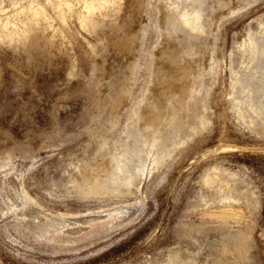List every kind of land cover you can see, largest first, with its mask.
<instances>
[{
  "label": "rangeland",
  "instance_id": "rangeland-1",
  "mask_svg": "<svg viewBox=\"0 0 264 264\" xmlns=\"http://www.w3.org/2000/svg\"><path fill=\"white\" fill-rule=\"evenodd\" d=\"M153 1L161 15L164 1ZM231 1L205 14V36L196 39L197 55L210 54L218 35L219 77L205 82L214 112L208 127L164 166L155 164L157 150L147 148L145 174L131 192L85 197L73 192L69 176L91 160L117 116L125 127L132 100L125 89L143 43L126 53L113 47L128 25L143 27L147 12L139 23L125 15L131 0H0V264H264V135L237 119L228 94L237 84L231 66L239 77L244 62L234 41L249 27L259 29L264 0ZM166 2L179 12L192 7ZM112 14L116 29L107 22ZM153 19L143 37L147 48L159 36ZM200 62L194 72L177 75L174 89L170 83L160 89V105L171 94L186 100L190 74L210 64L209 58ZM140 72L135 97L147 75L144 63ZM112 76H118L115 85L108 84ZM182 109L177 130L164 116L155 126L186 137L194 116ZM231 207L244 215L239 224L211 219ZM215 240L220 246L211 248ZM240 245L246 258H238Z\"/></svg>",
  "mask_w": 264,
  "mask_h": 264
},
{
  "label": "bare ground",
  "instance_id": "bare-ground-1",
  "mask_svg": "<svg viewBox=\"0 0 264 264\" xmlns=\"http://www.w3.org/2000/svg\"><path fill=\"white\" fill-rule=\"evenodd\" d=\"M161 1H164L163 3H165V5L163 7L166 8H164L165 11H163L161 15V6L158 5L160 2L156 4L153 0H131V10L125 14L129 19L131 18L132 20L138 21L139 19L141 20L140 14L143 10L147 12L148 16V20L146 19V23L144 25L142 24L143 27L141 28L140 25L139 27L136 26V28L135 26L128 25L125 32H122L123 35L118 38V41L114 43L113 47L118 52L126 53L138 46L139 39H141V43H143V46H141L140 49L138 48L141 55L137 59V63L134 67L135 69L133 70V84L127 90L125 89V93L128 95L129 99L132 98L131 103H128L126 107L127 121L124 127L122 122H120L119 116H117V118L115 117L116 119L113 121V125H111L114 130L111 134L108 133L109 135L106 133L107 136H103L102 139L101 136H99L100 141H98V146L95 147V153H92L91 160L76 166V176L70 174L68 183L71 184L73 192L75 189L79 196L95 197L131 192L133 183L145 174L148 155H150L148 154L147 148H149V151L152 149L157 150L158 155L155 159V164L157 166H164L166 157H170L171 154L173 155L180 146L186 144L196 133L203 132L204 129L208 127L207 123L211 120V115L214 113L212 106L208 104L212 86L206 87L205 82L210 79L216 81L219 77L218 68L221 64H219L220 59L217 55L216 48L218 35L215 34L214 41H211V47L209 48L210 54L200 53V55H197L200 49H197L198 42L196 39L201 37L202 33H204L205 36V27L207 26L204 22L205 19H203L205 14L211 16L215 7L225 6L231 0H212L211 3H208V0H178L179 2L186 1L192 4L191 9H185L182 12L177 10V6L168 4L166 0ZM177 5L179 6L178 2ZM210 16H208V18ZM152 18H154L153 24L159 31V36L154 48H147L143 37L146 35ZM100 22L98 24V29L102 33V23L100 24ZM107 22H112L110 23L111 26L114 25V23L117 22V15H109ZM257 22L259 29L254 30L252 27H249L246 29L247 31L241 40L235 39L234 41L235 48L239 53L238 55L244 62L243 68L238 72V75L240 74L239 77L234 76L236 75V71L234 67L231 66L230 79L234 80L239 85L240 89H236L237 87L235 88V86L237 84L235 86L233 84L231 85L233 91L228 92V94L231 95L232 108L237 119L247 124L256 134L264 135V16L259 18ZM114 26H116V29L117 25L115 24ZM180 33H183V35ZM144 54L147 55L145 56L146 58L143 57ZM203 58H209L210 64L208 67L203 65V67L198 70L197 74H190L191 77L192 75L193 77L188 84L189 89L186 94H184V99L186 100H180L182 96L178 97L175 93L174 96H176V98L173 97V94H171V96L168 94L169 97L166 99L167 104L160 105L159 97L162 95L160 89H163L165 84H172L175 82V79H178V74L184 75L186 73L187 75V73L194 72L193 70L196 68H194V66L198 62L201 64L200 61L201 59L203 60ZM144 59H146V61L143 62ZM143 63L147 75L144 77L139 95L135 97L134 88L136 87L137 81L141 78L140 71L143 68ZM231 63L232 59L230 60V64ZM208 77H210V79ZM117 78L118 76H112V78L108 80V84L115 85L118 81ZM209 85H211V83H209ZM114 99V93L111 92L109 100L112 102ZM176 103H179V105ZM184 107L189 111L191 110L190 113L194 116L193 121L188 124L190 131H188L186 137L178 136L177 133L180 130L178 132L171 131L165 134L162 133L166 130L165 126V130L163 131H161L158 126H155L156 119L158 120V117L161 118L164 116V124L169 125L171 129L174 130L176 127H181V121H179V123L178 119L181 117L180 112L183 111L182 108ZM190 117L191 118H188V120L193 118L192 116ZM141 121L147 123L148 125L146 126H148V128L152 127L151 133H146L147 131L145 132L142 130L139 126ZM122 133L125 135L122 136ZM130 138L133 140H129ZM13 168V165L8 166L9 170ZM2 169L4 171L6 170V168L3 167ZM131 210V208H127L128 212H131ZM243 216L244 215H241L240 212L232 209V207L230 209H221L219 212L210 215L213 220H230V222H232L231 225L242 222ZM206 234L207 237L209 234ZM244 245L246 244L244 243ZM244 245H240V252L238 251V255H240H237L238 258H246L245 256L247 253H245L246 250H244ZM217 246H220L217 242L212 243L211 248H216ZM229 248L231 254H233L235 249ZM195 254L197 255V253Z\"/></svg>",
  "mask_w": 264,
  "mask_h": 264
}]
</instances>
